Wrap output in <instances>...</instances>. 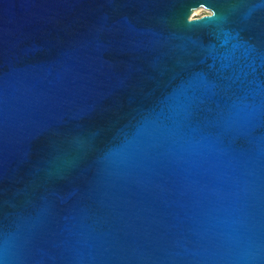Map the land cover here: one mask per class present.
I'll list each match as a JSON object with an SVG mask.
<instances>
[{"label": "water", "instance_id": "1", "mask_svg": "<svg viewBox=\"0 0 264 264\" xmlns=\"http://www.w3.org/2000/svg\"><path fill=\"white\" fill-rule=\"evenodd\" d=\"M0 264H264V0H0Z\"/></svg>", "mask_w": 264, "mask_h": 264}, {"label": "rangeland", "instance_id": "2", "mask_svg": "<svg viewBox=\"0 0 264 264\" xmlns=\"http://www.w3.org/2000/svg\"><path fill=\"white\" fill-rule=\"evenodd\" d=\"M207 12H208V10L206 8L200 6V7L194 8L192 10V12L190 13V16L198 17V16L203 15Z\"/></svg>", "mask_w": 264, "mask_h": 264}]
</instances>
